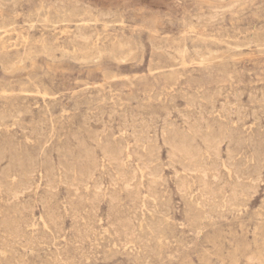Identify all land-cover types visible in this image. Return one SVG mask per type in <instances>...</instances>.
<instances>
[{
  "label": "rangeland",
  "instance_id": "1",
  "mask_svg": "<svg viewBox=\"0 0 264 264\" xmlns=\"http://www.w3.org/2000/svg\"><path fill=\"white\" fill-rule=\"evenodd\" d=\"M0 264H264V0H0Z\"/></svg>",
  "mask_w": 264,
  "mask_h": 264
},
{
  "label": "bare ground",
  "instance_id": "2",
  "mask_svg": "<svg viewBox=\"0 0 264 264\" xmlns=\"http://www.w3.org/2000/svg\"><path fill=\"white\" fill-rule=\"evenodd\" d=\"M226 8V7H225ZM8 27H10V25L8 26ZM74 35H76V34H74ZM86 37V36H85ZM115 37V36H114ZM88 39V38H87ZM87 39L85 40V41H87ZM115 39V38H114ZM128 44V43H127ZM50 55H51V53H50ZM125 55V54H124ZM4 73V72H3ZM137 75V74H136ZM8 92V91H7ZM26 93V92H25ZM11 114H12V111H11ZM22 114V113H21ZM110 114V113H109ZM19 115V114H18ZM183 116V115H182ZM202 117V116H201ZM16 121V120H15ZM206 121V120H205ZM183 122H185L184 120H183ZM173 124V123H172ZM171 124V125H172ZM186 125H187V123H186ZM99 132V131H98ZM97 133V132H96ZM97 136V135H96ZM134 141V140H133ZM214 141V140H213ZM219 141V140H218ZM104 153H105V151H104ZM133 170H135V168H133ZM189 171V170H188ZM190 172H192L191 170H190ZM133 173V175H134V171L132 172ZM204 174V175H206L204 172H201V174ZM234 173V172H233ZM176 174H177V172H176ZM108 176V175H107ZM152 176V175H151ZM174 176H176V175H174ZM235 176H237V174L235 175ZM212 177H216L214 174H212ZM133 178H135V177H133ZM219 178V177H218ZM237 178V177H236ZM161 179V178H160ZM215 180V179H214ZM221 180V179H220ZM131 181H132V179H131ZM252 183H254V181L252 182ZM126 184V183H125ZM124 184V185H125ZM115 185H117V184H115ZM127 185V184H126ZM125 185V186H126ZM221 185H222V183H221ZM233 185V184H232ZM102 186V185H101ZM132 186V185H131ZM129 187H130V185H129ZM249 187V186H248ZM179 188V187H178ZM180 188H182V187H180ZM221 188V187H220ZM97 189V188H96ZM183 189H186V188H184L183 187ZM98 190V189H97ZM180 191V190H179ZM181 192H183V191H181ZM233 192V191H232ZM185 194V193H184ZM214 194V193H213ZM235 195V194H234ZM111 203V202H110ZM129 218V217H128ZM130 219V218H129ZM37 221V220H36ZM258 224V223H257ZM257 226V225H256ZM125 228V227H124ZM259 256H260V254H259ZM250 257V256H249ZM248 260V259H247Z\"/></svg>",
  "mask_w": 264,
  "mask_h": 264
}]
</instances>
